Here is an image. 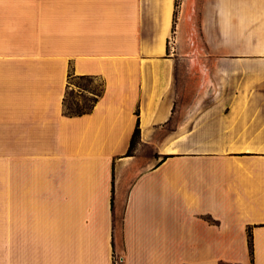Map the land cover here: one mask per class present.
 <instances>
[{
    "label": "crops",
    "instance_id": "obj_1",
    "mask_svg": "<svg viewBox=\"0 0 264 264\" xmlns=\"http://www.w3.org/2000/svg\"><path fill=\"white\" fill-rule=\"evenodd\" d=\"M175 3L0 0V264H264V0Z\"/></svg>",
    "mask_w": 264,
    "mask_h": 264
},
{
    "label": "rangeland",
    "instance_id": "obj_2",
    "mask_svg": "<svg viewBox=\"0 0 264 264\" xmlns=\"http://www.w3.org/2000/svg\"><path fill=\"white\" fill-rule=\"evenodd\" d=\"M182 0H176V8H175V22H177L179 14H180V5ZM203 0H188L189 5L199 6V4ZM200 14V13H199ZM175 30V28H174ZM169 53H175V39L171 36L169 38ZM174 47V50H173ZM185 68V65L183 66ZM101 82L99 80H94L92 78H70L68 90L64 100V111L67 109L70 110H86L91 104L95 94L101 91ZM5 161L4 158H0V166H4ZM5 180V174L0 173V181ZM4 229V222L0 219V230ZM5 238L0 236V248H4Z\"/></svg>",
    "mask_w": 264,
    "mask_h": 264
},
{
    "label": "trees",
    "instance_id": "obj_3",
    "mask_svg": "<svg viewBox=\"0 0 264 264\" xmlns=\"http://www.w3.org/2000/svg\"><path fill=\"white\" fill-rule=\"evenodd\" d=\"M175 8H176V3H175ZM173 21L175 23V12H174V18H173ZM174 23H173V30H174ZM81 79L82 78H88V77H80ZM101 93V91L97 94H95L93 100H92V104L91 106L86 109V110H70V109H67V111H65V113L67 115H70V116H74V115H81V114H84V113H87L91 110L93 104L95 103L96 99H97V96H99ZM64 106V104H63ZM139 135H140V129H139V124L138 122L136 123L135 125V128L133 130V133L131 135V139H130V143H129V147H128V150H127V155H130L133 151V148L135 147L136 143L138 142L139 140ZM248 240H249V246H250V250H251V234L249 233L248 234ZM251 254V252H250Z\"/></svg>",
    "mask_w": 264,
    "mask_h": 264
}]
</instances>
